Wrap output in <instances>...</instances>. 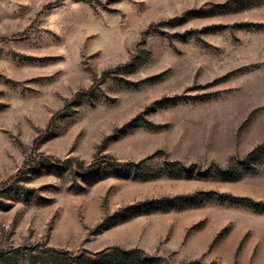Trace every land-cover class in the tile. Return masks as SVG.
Returning a JSON list of instances; mask_svg holds the SVG:
<instances>
[{
    "label": "rangeland",
    "instance_id": "obj_1",
    "mask_svg": "<svg viewBox=\"0 0 264 264\" xmlns=\"http://www.w3.org/2000/svg\"><path fill=\"white\" fill-rule=\"evenodd\" d=\"M0 264H264V0H0Z\"/></svg>",
    "mask_w": 264,
    "mask_h": 264
}]
</instances>
